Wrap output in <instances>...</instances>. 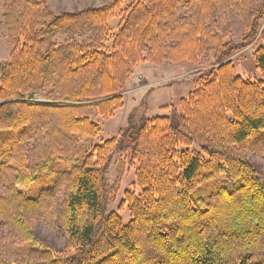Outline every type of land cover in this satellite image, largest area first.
<instances>
[{
  "label": "trees",
  "instance_id": "obj_1",
  "mask_svg": "<svg viewBox=\"0 0 264 264\" xmlns=\"http://www.w3.org/2000/svg\"><path fill=\"white\" fill-rule=\"evenodd\" d=\"M125 2L56 14L47 0H3L12 49L0 64V147L9 132L25 143L37 128L45 142L36 146L40 161L20 168L0 162V178L13 173L0 195V224L28 250L21 262L0 255V264H237L245 256L264 264V177L246 156L264 146V46L254 53L261 80L242 78L229 59L261 27L264 40V0L238 42L225 40L211 21L223 4L244 10L249 0ZM64 32L81 39L53 41ZM207 49L212 61L179 110L129 123L80 162L69 154V139L82 143L100 132L90 109L107 117L123 105L137 65L197 63ZM43 88H50L47 101L34 100ZM116 151L137 164L139 191L126 190L119 204L130 212L126 224L107 211L105 174ZM43 174L51 187L29 195ZM62 182L58 218L68 253L43 245L32 228L41 210L51 211Z\"/></svg>",
  "mask_w": 264,
  "mask_h": 264
},
{
  "label": "rangeland",
  "instance_id": "obj_2",
  "mask_svg": "<svg viewBox=\"0 0 264 264\" xmlns=\"http://www.w3.org/2000/svg\"><path fill=\"white\" fill-rule=\"evenodd\" d=\"M107 1L47 0V3L49 8L57 14L62 11H74L88 6H101ZM249 1L251 2H247L246 6H243L244 10H240L239 7L234 6L232 3L218 7L215 17L211 21L213 30L223 34L225 40L238 42L246 32V21L250 16L248 14H250L254 6L263 0ZM127 2L128 0L124 4ZM180 13L188 16L189 11H180ZM114 20L116 21V19L111 21V26L113 27L115 25ZM261 28L251 44L243 49L234 51L229 57L235 66L236 73L242 78L255 81L262 79L254 61L255 50L259 46H264V40L259 38ZM71 37L77 40L81 39V37L67 32L56 34L52 39L56 43H62L65 39H70ZM11 49L12 44L8 39V25L4 17L3 0H0V64L8 60ZM212 54V50L207 49L197 63L165 61L160 64L145 62L137 65L129 75L121 92L123 105L107 117L100 116L93 109H90V119L99 124L100 132L82 143H76L74 140L69 139L67 142L69 154L72 155L74 152L80 162L94 144H100L110 138H116L118 132L129 123H139L142 117L168 114L172 109L179 110L180 100L187 97L194 89V78L199 71L208 68L212 61ZM49 90L50 88H43V91L33 93L32 97L36 101L45 102L47 101L46 95ZM85 103L89 104L90 101ZM19 134L20 132L13 131L6 135L0 147V162H6L7 166L17 164L20 168L28 160L40 161L41 158L36 146L38 142H45L42 140L44 131L41 132L37 128L30 133L31 138L27 139L25 143L20 142ZM259 146L246 151V156L264 177V146H262V149H258ZM191 148L198 149V145L194 144ZM61 166L65 165L61 164ZM136 168L137 164L135 162L131 163L128 155L116 151L105 174L108 187L107 211L118 212L125 224L131 219L130 212L126 206L119 208V204L126 190L134 191L135 193L139 191L136 186ZM2 174L3 176L0 178V195L6 193V187L13 180L12 170L7 169ZM51 185L50 177L43 174L29 185L28 194L34 195L39 188L51 187ZM64 190L65 183L62 182L54 197L55 200L52 202V212L47 211V208L41 210L32 223L34 235L38 240L43 245L59 252L65 251V237L58 218ZM0 255L12 257L16 262H21L28 255V250L20 235L9 225L5 224H0ZM241 261V264H252L249 256H245Z\"/></svg>",
  "mask_w": 264,
  "mask_h": 264
}]
</instances>
